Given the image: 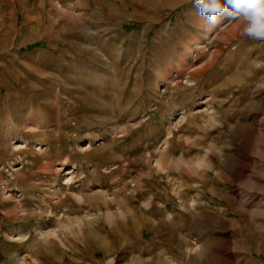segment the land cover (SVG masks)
Masks as SVG:
<instances>
[{"label":"rangeland","instance_id":"374dc122","mask_svg":"<svg viewBox=\"0 0 264 264\" xmlns=\"http://www.w3.org/2000/svg\"><path fill=\"white\" fill-rule=\"evenodd\" d=\"M0 264H264V40L192 0H0Z\"/></svg>","mask_w":264,"mask_h":264},{"label":"clouds","instance_id":"9594fccd","mask_svg":"<svg viewBox=\"0 0 264 264\" xmlns=\"http://www.w3.org/2000/svg\"><path fill=\"white\" fill-rule=\"evenodd\" d=\"M205 29L212 31L224 21H240L241 34L264 40V0H192Z\"/></svg>","mask_w":264,"mask_h":264},{"label":"bare ground","instance_id":"6f19581e","mask_svg":"<svg viewBox=\"0 0 264 264\" xmlns=\"http://www.w3.org/2000/svg\"><path fill=\"white\" fill-rule=\"evenodd\" d=\"M109 5V4H108ZM210 115H211V118H214L213 116H215V112L214 111H211L210 112ZM215 119V118H214ZM238 130H239V127H236V129H235V131L238 133ZM90 147V146H89ZM62 159V158H61ZM66 159V158H65ZM62 161V160H61ZM57 162V163H60V167H58L59 168V170H62L63 169V167H64V165H65V163L62 161V162ZM54 162L53 161H51V160H48L47 161V164H46V166L44 167L45 169H51L53 166H54V164H53ZM92 209V208H91Z\"/></svg>","mask_w":264,"mask_h":264}]
</instances>
